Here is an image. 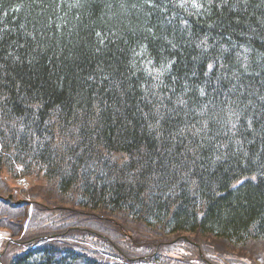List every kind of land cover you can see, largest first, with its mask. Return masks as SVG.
I'll list each match as a JSON object with an SVG mask.
<instances>
[{
	"label": "trees",
	"instance_id": "1",
	"mask_svg": "<svg viewBox=\"0 0 264 264\" xmlns=\"http://www.w3.org/2000/svg\"><path fill=\"white\" fill-rule=\"evenodd\" d=\"M19 176L126 255L145 242L136 264L264 259V0H0V182ZM63 235L2 261L128 264Z\"/></svg>",
	"mask_w": 264,
	"mask_h": 264
},
{
	"label": "rangeland",
	"instance_id": "2",
	"mask_svg": "<svg viewBox=\"0 0 264 264\" xmlns=\"http://www.w3.org/2000/svg\"><path fill=\"white\" fill-rule=\"evenodd\" d=\"M36 181L37 179L33 177ZM28 183V182H26ZM9 185V184H8ZM12 185V184H10ZM13 188V187H12ZM12 191H8L6 193L9 194ZM17 197H15L16 199ZM29 204L34 203L35 211L32 213L31 216H28V205L24 204L19 207H14L15 209H10L9 213L5 214L4 211L0 209V224L1 221L2 224L6 225L3 229L6 230H0V244L2 240L6 239V234L8 232L9 238L12 237V239H17V237H22L23 232L25 230V220L29 218L28 226L26 229V233L30 232L31 228H37L40 229H49L53 232H61L62 230H66L69 225L73 226H82L80 222L76 221L73 217V215L67 216L66 214H63L61 212H55L53 209L49 206H44L40 203H36L32 200L27 201ZM9 217V218H6ZM90 227L93 229V227L90 225ZM1 229V228H0ZM75 229V228H74ZM76 230V229H75ZM94 234H99L97 229H94ZM67 231V230H66ZM104 232V231H103ZM89 233V232H88ZM91 234V233H89ZM143 233H138L137 238L142 237ZM8 236V235H7ZM87 240H90V243L95 244L96 240L93 236H89L86 238ZM56 241H60V238L56 237ZM145 242L138 243V241L131 245H126L125 250H129L128 255L126 256H136L138 255L143 256L142 251H137L136 244H144ZM172 244H174L172 247H163V249L171 255L175 254H189V250H193L195 248L194 245L189 244L187 242H183L180 239L172 241ZM92 246V244H91ZM212 246V245H211ZM199 254L198 257L199 260H195L198 262V264H264V259L259 260L257 258L258 256H255V258H251L249 256L240 255L239 251L236 248L228 247L224 249V247L221 248H215L211 247L209 250H203L201 246H199ZM90 255V253H88ZM195 256V255H193ZM127 263L132 264L130 261L126 260Z\"/></svg>",
	"mask_w": 264,
	"mask_h": 264
}]
</instances>
